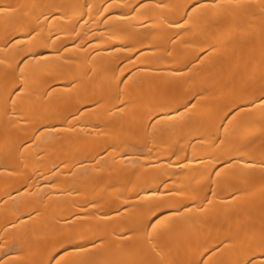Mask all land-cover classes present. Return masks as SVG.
<instances>
[{
    "label": "bare ground",
    "instance_id": "bare-ground-1",
    "mask_svg": "<svg viewBox=\"0 0 264 264\" xmlns=\"http://www.w3.org/2000/svg\"><path fill=\"white\" fill-rule=\"evenodd\" d=\"M0 264H264V0H0Z\"/></svg>",
    "mask_w": 264,
    "mask_h": 264
}]
</instances>
